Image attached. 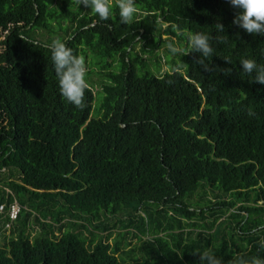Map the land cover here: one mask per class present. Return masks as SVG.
Returning <instances> with one entry per match:
<instances>
[{"label":"trees","instance_id":"16d2710c","mask_svg":"<svg viewBox=\"0 0 264 264\" xmlns=\"http://www.w3.org/2000/svg\"><path fill=\"white\" fill-rule=\"evenodd\" d=\"M112 4L104 21L77 0H0V264L264 258V84L239 63L264 64V36L235 26L228 0H136L129 24ZM189 32L211 38V71L184 54ZM55 34L85 57L83 110L60 93ZM170 35L182 68L154 72Z\"/></svg>","mask_w":264,"mask_h":264},{"label":"clouds","instance_id":"9594fccd","mask_svg":"<svg viewBox=\"0 0 264 264\" xmlns=\"http://www.w3.org/2000/svg\"><path fill=\"white\" fill-rule=\"evenodd\" d=\"M85 9L97 15L101 20L107 21L112 15V0H77ZM228 2L239 11L236 13L233 24L249 34L264 36V0H228ZM115 7L119 10V18L122 24L132 22L137 12L136 0H115ZM217 33L224 32V25L220 22L215 24ZM21 38L34 46L35 42L23 36ZM139 39V37H137ZM188 48L184 54L199 53V57L194 61L205 71H211V65L205 63L207 58L213 56L214 49L211 38L202 32H189ZM218 43H224L223 36L215 37ZM51 52L53 67L57 76L59 90L63 98L74 107L83 110L85 103V91L88 89V82L85 77L87 74L86 60L83 55H78L60 39H53L47 45ZM167 48L172 54H177L179 49L173 43H168ZM227 62L231 61L225 59ZM242 72L248 75L254 74V82L264 84V64L258 65L255 60L241 58L239 61ZM231 69H227L230 74ZM250 115L252 113H249ZM261 248H264V237L259 240ZM200 258V264H223L211 249L195 251ZM228 264H264V258L252 256L245 258L243 255L236 254Z\"/></svg>","mask_w":264,"mask_h":264},{"label":"rangeland","instance_id":"374dc122","mask_svg":"<svg viewBox=\"0 0 264 264\" xmlns=\"http://www.w3.org/2000/svg\"><path fill=\"white\" fill-rule=\"evenodd\" d=\"M43 35V34H42ZM170 36H172V38H173V40H174V46L175 47H177V49H179L180 47H179V44H178V41H179V39H178V37H176V36H174V35H170ZM44 37V38H43ZM43 37H39L40 39H44L45 40V38L47 37V34H44V36ZM54 39H61V36L58 34V35H56L55 34V37H54ZM137 48H139V45H137L136 46ZM92 53V52H91ZM93 54V53H92ZM94 55V54H93ZM149 56V55H148ZM148 56H147V58H148ZM158 56H161L160 58H156L155 59V57L153 58V61H155V63L154 64H152L151 62H150V64H152L153 65V71L154 72H158V71H160V72H162V71H164V70H166V69H172V68H174V67H179V68H182V66H181V64H180V62H179V60H178V58L174 55V54H172L170 51H169V49L167 48V44L166 45H163V46H161L160 48H159V54H158ZM92 58H94V57H92ZM89 59H91V57L90 56H87V61L89 60ZM95 59V58H94ZM148 61H149V58H148ZM157 61H159V64H156V62ZM94 63H92V67L93 66H96V65H93ZM89 68V67H88ZM96 68V67H95ZM90 70H92V68H89ZM95 70H97V68L95 69ZM89 77H90V79L91 80H98L99 78H100V75H98L97 73H91L90 75H89ZM93 80V81H94ZM94 90H97L98 88H99V85L96 83V82H94ZM194 197H196V195H194ZM205 197H211V198H215L214 197V195H213V193L211 192V190H208L207 191V194H206V196ZM224 198H226L227 197V195H224L223 196ZM237 206L239 205V203H237L236 204ZM114 220V219H113ZM107 222L109 223V224H112V220H107ZM87 224V223H86ZM90 228H91V226H90ZM81 229V231H83V233L84 234H87V231L84 229V228H80ZM92 229V231L95 233V232H97V233H101V234H104L106 231H101V230H99V229H96V228H91ZM78 230H79V228H78ZM125 230H127V229H122V228H120L119 226H116V227H112V229H111V237H110V240H112V238L118 233V232H120V231H122V232H126ZM127 237V239H128V241H129V246L128 247H132V246H134V245H138L139 243H140V241H139V239L137 238V236H130L129 234L126 236ZM120 257H121V254L119 255ZM123 256V255H122ZM125 259H129L128 257H125V256H123Z\"/></svg>","mask_w":264,"mask_h":264},{"label":"built area","instance_id":"2783aa9c","mask_svg":"<svg viewBox=\"0 0 264 264\" xmlns=\"http://www.w3.org/2000/svg\"><path fill=\"white\" fill-rule=\"evenodd\" d=\"M2 209H3V204H0V210ZM19 210H20V204L18 203V201L14 200L13 202H11V204L6 210V214L8 215L10 221L17 217ZM8 225L9 223L6 224V226Z\"/></svg>","mask_w":264,"mask_h":264}]
</instances>
